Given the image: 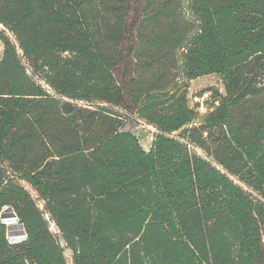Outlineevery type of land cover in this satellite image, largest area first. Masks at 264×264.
<instances>
[{
  "label": "trees",
  "instance_id": "obj_1",
  "mask_svg": "<svg viewBox=\"0 0 264 264\" xmlns=\"http://www.w3.org/2000/svg\"><path fill=\"white\" fill-rule=\"evenodd\" d=\"M0 25V212L25 232L0 218V264H264V0H0Z\"/></svg>",
  "mask_w": 264,
  "mask_h": 264
},
{
  "label": "rangeland",
  "instance_id": "obj_2",
  "mask_svg": "<svg viewBox=\"0 0 264 264\" xmlns=\"http://www.w3.org/2000/svg\"><path fill=\"white\" fill-rule=\"evenodd\" d=\"M0 30H2V27H0ZM1 52H2V44L0 42V55ZM208 89L221 90L220 82L216 76L200 77L190 81L188 84V99L190 101V105L192 106L194 103L203 102L204 100L208 99L210 94L205 92ZM202 94H204V96L202 99H200L199 96ZM204 111L205 109L202 107L200 109V112H204ZM123 130L134 134L139 139V143L144 150L149 149L151 143V137H152V133H151L152 130L150 127L144 126L134 119H129L124 123ZM25 187L34 196V192L27 185H25ZM10 212H13L10 208L8 207L3 208L0 212L1 220L5 218V216ZM7 226L10 232L9 236L21 237L23 235L22 229L19 227V223L18 224L9 223ZM13 226H16V229ZM64 256L67 261V264H71L70 253L66 251L64 253Z\"/></svg>",
  "mask_w": 264,
  "mask_h": 264
},
{
  "label": "water",
  "instance_id": "obj_3",
  "mask_svg": "<svg viewBox=\"0 0 264 264\" xmlns=\"http://www.w3.org/2000/svg\"><path fill=\"white\" fill-rule=\"evenodd\" d=\"M0 27H2V26L0 25ZM2 221H3L6 225H8L9 223H10V224H11V223H16V224H18V219H17L16 215H15L13 212L8 213V214L5 216V218L2 219ZM19 227L22 229V233H23V235H22L21 237H11V236H9L10 232H9V228H8V226H7V231H8L7 238H8V240H9L11 243H18V242H20V241H22V240L25 239V232H24V230H23V228H22L21 225H19Z\"/></svg>",
  "mask_w": 264,
  "mask_h": 264
},
{
  "label": "built area",
  "instance_id": "obj_4",
  "mask_svg": "<svg viewBox=\"0 0 264 264\" xmlns=\"http://www.w3.org/2000/svg\"><path fill=\"white\" fill-rule=\"evenodd\" d=\"M50 228H51V231H52L53 233H57L56 230H55V228H54L53 226H51Z\"/></svg>",
  "mask_w": 264,
  "mask_h": 264
},
{
  "label": "bare ground",
  "instance_id": "obj_5",
  "mask_svg": "<svg viewBox=\"0 0 264 264\" xmlns=\"http://www.w3.org/2000/svg\"><path fill=\"white\" fill-rule=\"evenodd\" d=\"M16 229V226H13Z\"/></svg>",
  "mask_w": 264,
  "mask_h": 264
}]
</instances>
